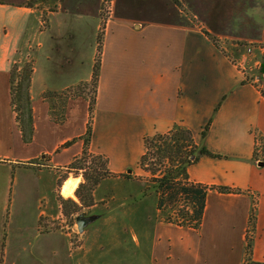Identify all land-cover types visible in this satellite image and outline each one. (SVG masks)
I'll return each instance as SVG.
<instances>
[{"label":"crops","instance_id":"1","mask_svg":"<svg viewBox=\"0 0 264 264\" xmlns=\"http://www.w3.org/2000/svg\"><path fill=\"white\" fill-rule=\"evenodd\" d=\"M116 2L110 1L111 10L102 18V0H76L74 8L64 7L63 0H0V210L6 209L10 192L12 203L18 194H29L36 212H31V224L16 233L39 241L37 249L7 244L13 221L0 218V257H43L46 247L56 253L57 245L50 242L60 235L69 254L76 255L75 264H106L99 256L90 259L105 244L123 250L111 264H244L249 237V258L264 263V163L259 164L264 153L255 152L256 139L264 140V0L245 5L235 0L233 12L212 11L213 22L188 3L164 11L161 0L138 9L124 4L115 9ZM99 31L100 66L90 120L87 98L77 96L64 102L63 120L54 121L56 98L43 94L90 80ZM26 60L32 66L28 142L10 104L9 82L12 66ZM88 121L87 150L106 158L115 175L109 177L143 176L137 167L143 139L180 125L191 130L197 146L218 155L200 156L189 165V179L236 191L209 189L201 222L193 228L166 222L153 191L140 196L111 192L96 199L99 183L85 214L99 201L116 209L114 216L106 212L102 218L107 233L86 226L77 233L80 243L72 246L70 233L62 230L57 196L71 198L62 188L75 181L76 199L82 176L67 173L60 186L57 179L81 154ZM19 168L34 176L31 186L9 187L8 178H16ZM51 222L60 228H51Z\"/></svg>","mask_w":264,"mask_h":264},{"label":"trees","instance_id":"2","mask_svg":"<svg viewBox=\"0 0 264 264\" xmlns=\"http://www.w3.org/2000/svg\"><path fill=\"white\" fill-rule=\"evenodd\" d=\"M111 0H102L103 3H110ZM177 3V1H175ZM101 31L98 32L96 42L97 49L92 67V75L89 80L91 81L94 91L92 97L88 101L89 120L95 103V92L98 80V71L100 66V48H101ZM16 72H18L16 74ZM32 72L31 61L25 63L23 68V75L17 64H14L10 70V104L15 112V118L18 122L22 138L28 142L32 136V113L29 98V84ZM18 76L16 80L15 76ZM24 80V81H23ZM87 82H80L74 86L68 87L59 93L45 92L43 94L46 98H59L64 99V102L69 98L82 96V87ZM23 101V104H22ZM64 104V103H63ZM52 107L54 104L52 102ZM52 111V118L54 121L61 122L64 118L63 111L57 116ZM208 124L201 132V136L205 135ZM90 136L89 121L86 126V131L83 135L84 148L81 154L75 157L66 167V172L74 171L78 174L77 170L81 169L80 163L86 161L90 153L87 150V143ZM262 144V152L264 153V140L258 137ZM144 151L140 156L137 167L145 173V177L151 182V190L156 194V208L164 213L163 219L166 222H172L177 225H187L197 228L201 222L206 194L209 189L215 188L220 192H234L235 189L224 186H210L199 182H194L189 179L187 168L189 165L195 163L200 156L218 157L211 153L204 146H197L194 141L193 134L190 129L180 125H175L170 130L164 133H155L152 136L143 139ZM264 163V159L261 161ZM79 164V165H78ZM97 164V165H96ZM22 166H27L26 164ZM89 168V167H88ZM101 168L104 170L101 171ZM85 170V169H84ZM65 173H61L57 179V186H60L64 180ZM114 175L108 170L107 160L101 155H96V162L94 168L88 174L82 173V181L79 183L75 196L77 197L81 206L87 207L93 205L92 191L97 186L102 178ZM126 179H130V173H122ZM144 175L138 179L145 180ZM86 190V195L82 192ZM82 190V191H81ZM63 195V194H62ZM57 199L64 212V199L58 195ZM74 207L78 204L73 202ZM252 218V216L250 217ZM246 252L250 255V238H247ZM250 264H264L262 262L251 261Z\"/></svg>","mask_w":264,"mask_h":264},{"label":"rangeland","instance_id":"3","mask_svg":"<svg viewBox=\"0 0 264 264\" xmlns=\"http://www.w3.org/2000/svg\"><path fill=\"white\" fill-rule=\"evenodd\" d=\"M175 1H177V3ZM182 1L183 3L181 2V0H161V7L164 11H167V10L173 11V9H175L176 7L177 8L179 7L177 5H180V4L184 5L188 3L190 7H193L200 14H205V12H207L209 14L208 20H212L211 22H213V20L215 19L211 17L212 11L214 13V10L220 8L221 9L220 12L222 13V9L225 8V10H227L228 13L233 12L232 11L233 2H235V0H225L224 5L228 7L227 9V7H223V3H222L223 0H182ZM242 1H243V4L245 5L248 0H242ZM63 4H64V7L74 8L76 7V0H72V1L63 0ZM123 4L128 5L129 9H135V8L138 9L146 5H152L151 0H129V1L117 0L115 4V9L122 8L124 6ZM88 5L90 6V3H88ZM88 8L91 9L92 7H88ZM50 10H54V7L51 6ZM110 10H111V3H107V4L103 3L102 8L100 6L101 17L105 18L106 15L109 14ZM43 20H44V15L42 16V21ZM27 62L28 61L26 60L25 62L18 64L19 72L21 71V75H23V68H24L25 63ZM17 73L18 72H16V74ZM15 78L17 80L18 76L16 75ZM82 90H83L82 96H85L87 100L89 101L94 91V87L91 81L90 82L88 81L87 84L82 87ZM52 102L54 103V108H56L53 113L57 116V114H59L63 109L64 99L56 98V99H53ZM22 104H23V101H22ZM95 162H96V155L90 153V156H87L86 161H84L83 163H80V165L78 164L81 167V169H78L77 173L79 174L90 173L92 171V168H94ZM129 169H131V167H128L127 172ZM103 170L104 169L101 168V171ZM73 172L74 171L70 173L74 174ZM29 173L26 172V170H21L19 168V173L16 174V178L14 177L13 174H11V176L8 178L9 187H18V186L20 187L21 185L31 186V182H32V179H34V176H32V174H29ZM64 175H67V172ZM144 177H145V174H144ZM148 177L147 176L145 177L144 181L146 183L140 179L128 180V179L117 178V177H109L106 179L102 178L99 182L100 184L99 183H98L99 185L97 184L98 186L96 187V190H95V197L96 199H100V198L105 199L108 196H110L111 192H120V191L121 192L131 191L132 194L135 193L134 194L135 196H140L141 194L143 195L144 193H152L151 188L149 189L145 188V184H148L151 187V182L149 181ZM82 192L84 193V195H86L85 189ZM9 196H10V201L9 202L8 200L6 201V209L0 210V218H3L4 221L6 217L8 220L12 219L13 225H14V226L12 225L13 227H11L12 236L10 238L12 242L7 243V244L16 245L15 244L16 242L19 245L20 250L24 248L33 249V247L37 249V243H39L38 239H36L34 236H31L30 234L24 235V234L16 233L18 229H25L31 224L30 223L31 212H32L31 208L34 205V201L30 199L29 194H26V193L18 194L16 196L15 202L13 203H12L13 199H12L11 192L9 193ZM63 199H64V205H63L64 212H62L61 205L59 207L61 211V219H62L61 223L63 224L62 230H65L66 232L70 233L72 246H77L78 243H80V240L78 239L79 236L77 233H80V232L77 230L76 217L80 213H86L89 211L87 210V207L81 206L79 204V202L77 201L78 200L77 197L76 199L72 197L71 198L63 197ZM92 200H93V197H92ZM131 200H128V202H131ZM72 201L77 203L78 206L74 207ZM104 203L105 201H99L98 205L96 206L97 208L91 211L90 214L92 213L100 214V217L97 218L92 223H90L89 225H87L86 227L89 231H95V232L97 231V229H99V233L102 235H106L107 229H108L106 225H101V223H103L102 218L106 215V212L111 213L112 216H114L113 213L116 211V209L114 208H111V210H108L107 207L104 208L103 206ZM35 212L36 211L32 213H35ZM50 225H51V228H60V225H58L56 222H51ZM72 229L76 233H72ZM129 232L130 231H128V233ZM54 244L57 245L56 253L53 252V249L49 250L46 247L47 253L43 254L44 255L43 257H39V256L20 257L19 256V257H12V258L8 257L7 258L5 256H1L0 264H75V262H77L78 259L75 254L73 255V251L70 252V254L67 251V247H68L67 242L65 244L62 236L58 235L56 242H50L51 246H53ZM47 245L48 243H46V246ZM14 249H15L14 247L10 248L11 251H13ZM122 251H123L122 249L112 250L107 244H105L102 248L96 247L95 251H93V254L90 256V253H89V256L91 257L90 259H96L99 256L104 261L108 260L106 264H111L114 258L119 257L118 255H122ZM115 253H117L118 255L114 256ZM248 258L249 257L247 255L245 259L246 261L244 262V264H250Z\"/></svg>","mask_w":264,"mask_h":264},{"label":"water","instance_id":"4","mask_svg":"<svg viewBox=\"0 0 264 264\" xmlns=\"http://www.w3.org/2000/svg\"><path fill=\"white\" fill-rule=\"evenodd\" d=\"M259 164L262 165L263 163L260 162ZM128 172H131V169H129ZM99 217L100 214H93V213L88 215H86L85 213L78 214V216L76 217L77 230L79 232H82L87 225H89Z\"/></svg>","mask_w":264,"mask_h":264},{"label":"bare ground","instance_id":"5","mask_svg":"<svg viewBox=\"0 0 264 264\" xmlns=\"http://www.w3.org/2000/svg\"><path fill=\"white\" fill-rule=\"evenodd\" d=\"M71 182H73V181H71ZM71 182L69 181V183L67 182V184H65V186L62 188V192L65 193L67 196H71L72 197L73 196V193H72V189L73 188H72V186H74V185H72Z\"/></svg>","mask_w":264,"mask_h":264},{"label":"built area","instance_id":"6","mask_svg":"<svg viewBox=\"0 0 264 264\" xmlns=\"http://www.w3.org/2000/svg\"><path fill=\"white\" fill-rule=\"evenodd\" d=\"M251 50V46H248L247 51L249 52ZM255 152L256 153H262V144L259 141V139H256V144H255ZM246 261V260H245ZM244 261V262H245Z\"/></svg>","mask_w":264,"mask_h":264}]
</instances>
